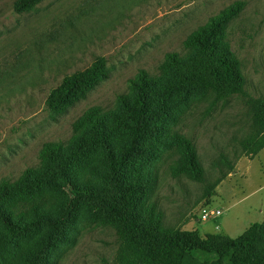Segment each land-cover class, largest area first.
I'll return each mask as SVG.
<instances>
[{
	"label": "rangeland",
	"instance_id": "rangeland-1",
	"mask_svg": "<svg viewBox=\"0 0 264 264\" xmlns=\"http://www.w3.org/2000/svg\"><path fill=\"white\" fill-rule=\"evenodd\" d=\"M237 1L243 8L226 22L224 40L239 59L243 91L218 99L210 90L173 89L166 55L188 59L189 34ZM14 2L0 0V180L16 182L26 169L41 168L39 151L46 142L71 146L74 123L90 107L119 112V96H132L130 80L145 70L154 80L150 119L124 170L126 178L146 175L151 190L144 205L155 204L166 226L202 236H237L264 221V148L251 155L241 144L255 129L264 101V0H44L26 12H17ZM99 57L107 61V78L63 113L51 114L46 104L51 90ZM177 134L193 142L204 180L181 171ZM129 139L122 128L110 136L117 152ZM228 162L233 169L218 181ZM104 168L105 152L95 146L83 152L74 171L98 180ZM63 232L48 250L34 247L47 233L17 240L26 249L16 264H27L38 251L49 264H120L115 226L88 206ZM182 264L232 263L229 256L196 253Z\"/></svg>",
	"mask_w": 264,
	"mask_h": 264
},
{
	"label": "trees",
	"instance_id": "trees-1",
	"mask_svg": "<svg viewBox=\"0 0 264 264\" xmlns=\"http://www.w3.org/2000/svg\"><path fill=\"white\" fill-rule=\"evenodd\" d=\"M42 1L15 0L14 9L26 12ZM242 8L243 2L237 1L192 31L185 40V45L193 49L188 59L176 52L166 55L165 64L173 70L170 79L173 89L201 88L212 91L218 99L243 91L245 76L239 59L224 40L226 22ZM107 76L104 57L97 58L84 70L66 75L47 97L49 112L63 113ZM130 84L134 94L119 96V112L90 107L74 123L77 133L71 146L64 148L60 142H46L39 151L41 168L26 169L16 182L0 180V264H16L18 254L26 249L17 240L34 232L47 233V240L34 247L48 250L53 237L64 231L83 206H88L103 222L115 226L120 264H182L187 255L196 253L229 256L232 264H264V221L252 222L237 236H202L196 231L166 226L155 204L144 205L151 190L146 175L126 178L124 170L146 133L154 80L140 70ZM116 128L130 132L128 146L118 152L110 142ZM175 138L182 148L181 171L204 180L205 171L193 142L185 135L177 134ZM241 144L251 155L264 148V101L259 105L255 129ZM95 146L105 152V168L99 171L98 180L81 177L74 171L83 152ZM231 169L233 163L228 162L218 181ZM46 189L58 195L50 198L44 193ZM47 205L54 206V210ZM27 264H49V259L38 251Z\"/></svg>",
	"mask_w": 264,
	"mask_h": 264
},
{
	"label": "built area",
	"instance_id": "built-area-1",
	"mask_svg": "<svg viewBox=\"0 0 264 264\" xmlns=\"http://www.w3.org/2000/svg\"><path fill=\"white\" fill-rule=\"evenodd\" d=\"M217 212L219 213L220 211L218 210Z\"/></svg>",
	"mask_w": 264,
	"mask_h": 264
}]
</instances>
